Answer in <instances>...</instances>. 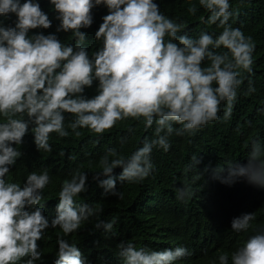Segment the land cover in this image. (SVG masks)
I'll use <instances>...</instances> for the list:
<instances>
[{
	"label": "clouds",
	"instance_id": "obj_1",
	"mask_svg": "<svg viewBox=\"0 0 264 264\" xmlns=\"http://www.w3.org/2000/svg\"><path fill=\"white\" fill-rule=\"evenodd\" d=\"M0 0V16L14 14L13 24L0 21V264H45L40 241L49 229L56 234L52 264H90L70 239L103 208L81 200L90 187L89 172L70 169L61 179L54 207L45 214V189L52 183L47 168L27 172L22 182L9 173L24 155L17 146L32 137L38 153H52V134L57 139L81 136L87 130L99 138L120 121L143 122L141 145L124 155L108 147L99 158V170L91 182L101 195L123 199L117 182L137 184L154 171V149L167 153L170 137L193 136L201 128L231 118L239 90L247 74L248 96L255 92L253 73L256 42L242 27H234L230 0H196L187 12L203 9L201 23L218 32L186 31V22L165 15L156 0ZM103 7L93 39L98 47H85L87 29L94 23V9ZM49 12L53 15L50 17ZM56 21L54 31L53 21ZM59 33L70 34L64 43ZM94 89L93 95L86 90ZM223 105V108H222ZM66 114L72 118L66 121ZM134 129L129 128L128 133ZM130 136H121V146ZM59 155L65 153L61 151ZM257 163L233 168L229 174L247 176L264 186V153L253 146ZM190 161L198 164L197 155ZM120 168L117 176L114 169ZM107 177L100 179V177ZM177 200L193 196L176 190ZM43 202V203H42ZM254 213L233 217L230 228L253 234L235 250L222 252L219 264H264V227L253 228ZM114 221L97 219L94 228L112 233ZM119 264H175L190 256L184 246L161 250L134 241L117 244Z\"/></svg>",
	"mask_w": 264,
	"mask_h": 264
},
{
	"label": "trees",
	"instance_id": "obj_2",
	"mask_svg": "<svg viewBox=\"0 0 264 264\" xmlns=\"http://www.w3.org/2000/svg\"><path fill=\"white\" fill-rule=\"evenodd\" d=\"M40 2L41 7L49 11L47 0ZM156 2L165 15L185 21V30L190 35L202 29L219 31L215 25L201 23V18L206 16L203 9H199L195 16L187 12L189 4L196 0ZM230 3L233 4V26L242 27L245 34L251 35L256 42L254 75L251 76L255 92L243 95L248 85L247 74H243L245 82L239 90L231 118L223 120L221 111L220 120L201 128L193 136L170 137L172 147L167 153L153 150L154 171L148 178L137 184L117 182V189L124 194L123 199L112 196L104 198L101 195L103 189L91 182V173L99 170L97 162L108 147H116L128 155L136 147L142 146L144 136H152L153 129L146 132L142 120L118 122L115 128L99 138V143L95 142L96 136L86 129L79 137L70 135L57 139L52 134V153L36 152L31 135L24 138L22 146H17L24 155L8 178L22 182L27 172L47 168L52 177L51 185L45 189V199L48 201L45 214L49 218L55 215L59 184L66 173L76 167L89 172L90 187L80 199L102 207L103 212L70 239L77 243L90 264H119L117 244L121 240L147 245L153 250L186 247L191 255L175 264H219L217 257L220 253H230L253 234V229L241 233L231 230L233 217L254 213L253 228L264 227V186L250 182L247 176L230 175L229 166L224 164L230 160L235 168L257 163L252 157L257 141L259 151L264 153V0H230ZM105 12L103 7L94 9V23L86 30L85 47L90 54L98 47L99 42L93 39V34ZM49 15L51 17L53 14L49 12ZM15 19L14 14L0 16L4 24H13ZM56 23L54 20L53 28L48 31H54ZM58 35L64 43L72 42L70 34ZM86 92L93 95L94 89H87ZM71 118L66 114V121ZM129 128L134 132L128 133ZM121 136H130L123 146L119 144ZM61 151L65 155H59ZM194 154L200 161L198 164L190 161ZM120 171V168L114 169L113 176ZM178 189L185 190L186 195L195 194L180 201L176 198ZM97 219L114 221L112 233L106 236L102 229H95ZM57 231L49 229L45 238L38 242L45 264H52L55 257Z\"/></svg>",
	"mask_w": 264,
	"mask_h": 264
}]
</instances>
